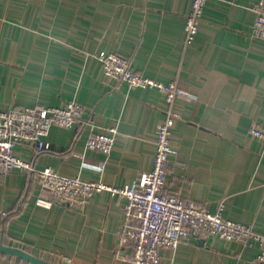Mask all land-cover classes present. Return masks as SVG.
<instances>
[{"label":"crops","instance_id":"obj_1","mask_svg":"<svg viewBox=\"0 0 264 264\" xmlns=\"http://www.w3.org/2000/svg\"><path fill=\"white\" fill-rule=\"evenodd\" d=\"M259 0H207L185 38L192 0H0V110L83 106L73 128L52 127L49 148H15L35 169L125 187L152 168L158 125L171 112L164 190L253 226L264 235V41L250 36ZM194 96L168 104L163 92L107 79L96 53ZM87 122V123H86ZM114 126L110 155L88 150L91 131ZM46 196L32 172L0 182V243L53 264H128L119 230L126 199L95 193L82 208L36 204ZM4 213V214H3ZM260 245L190 238L160 251L162 264H260ZM0 264H30L0 254Z\"/></svg>","mask_w":264,"mask_h":264},{"label":"built area","instance_id":"obj_2","mask_svg":"<svg viewBox=\"0 0 264 264\" xmlns=\"http://www.w3.org/2000/svg\"><path fill=\"white\" fill-rule=\"evenodd\" d=\"M206 2H191L184 24L187 42L197 33ZM252 9L254 20L250 36L264 41V0H259ZM95 56L101 62L107 79L122 81L129 88L161 91L168 104L179 97L194 98L192 93L175 83L164 84L143 76L133 69L129 59L117 53L101 51ZM82 114L83 106L76 102H69L63 107L36 105L0 110V182L14 169L34 173L41 190L46 194L39 196L36 204L45 208L53 204L82 208L89 197L103 191L125 198L124 219L119 234L121 242L131 250V254L124 257L128 264H162L161 249H175L190 238L205 240L211 237L243 245L248 242L259 244L261 250L255 260L264 264V235L254 231L252 225L224 218L223 203L218 205L216 211H210L207 207L165 192L168 159L175 153L170 140L174 124L171 112L158 125L152 168L125 187L84 181L78 176H65L50 168L35 169L31 163L15 155V148L23 144H35L38 152L47 150L49 145L45 138L50 129H70L79 123L84 124ZM248 132L264 146V125L253 123ZM116 135L114 126L102 132L91 131L85 146L108 157Z\"/></svg>","mask_w":264,"mask_h":264},{"label":"water","instance_id":"obj_3","mask_svg":"<svg viewBox=\"0 0 264 264\" xmlns=\"http://www.w3.org/2000/svg\"><path fill=\"white\" fill-rule=\"evenodd\" d=\"M0 254L5 255L8 258H15L18 261L23 260L30 264H53L45 259L34 256L25 250L12 246H6L2 243H0Z\"/></svg>","mask_w":264,"mask_h":264}]
</instances>
